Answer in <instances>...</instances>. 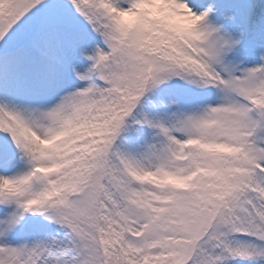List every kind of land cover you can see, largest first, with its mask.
<instances>
[{"label": "rangeland", "instance_id": "374dc122", "mask_svg": "<svg viewBox=\"0 0 264 264\" xmlns=\"http://www.w3.org/2000/svg\"><path fill=\"white\" fill-rule=\"evenodd\" d=\"M156 1L0 0V264H264V0Z\"/></svg>", "mask_w": 264, "mask_h": 264}, {"label": "bare ground", "instance_id": "6f19581e", "mask_svg": "<svg viewBox=\"0 0 264 264\" xmlns=\"http://www.w3.org/2000/svg\"><path fill=\"white\" fill-rule=\"evenodd\" d=\"M120 16V15H119ZM41 127H38V131H40Z\"/></svg>", "mask_w": 264, "mask_h": 264}]
</instances>
